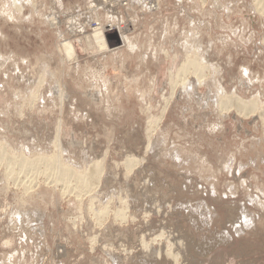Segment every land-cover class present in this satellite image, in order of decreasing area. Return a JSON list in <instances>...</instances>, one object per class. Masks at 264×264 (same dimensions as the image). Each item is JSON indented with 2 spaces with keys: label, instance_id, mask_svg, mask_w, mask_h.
I'll list each match as a JSON object with an SVG mask.
<instances>
[{
  "label": "rangeland",
  "instance_id": "1",
  "mask_svg": "<svg viewBox=\"0 0 264 264\" xmlns=\"http://www.w3.org/2000/svg\"><path fill=\"white\" fill-rule=\"evenodd\" d=\"M0 264H264V0H0Z\"/></svg>",
  "mask_w": 264,
  "mask_h": 264
},
{
  "label": "bare ground",
  "instance_id": "2",
  "mask_svg": "<svg viewBox=\"0 0 264 264\" xmlns=\"http://www.w3.org/2000/svg\"><path fill=\"white\" fill-rule=\"evenodd\" d=\"M262 10H263V8H261ZM96 14V13H95ZM95 37H96V41H97V43L96 44H98V48H99V50H105V49H109V47L107 46V43H106V41H105V39H104V36H103V31L102 30H98L96 33H95ZM126 38V37H125ZM126 40V39H125ZM68 43V42H67ZM65 44V50H66V52H67V54L68 55H71V56H73V47H72V45L70 44V43H68V44ZM118 47H114L113 48V50L114 49H117ZM193 49H194V47H193ZM188 52V51H187ZM188 54V53H187ZM192 54H194V57H196V53H194V51H193V53ZM190 55V54H189ZM70 56V57H71ZM189 57V58H188ZM198 57V56H197ZM196 57V58H197ZM187 61H188V64H190V66H192V65H194L195 64V66H193V67H196V70H201V68L203 67L204 68V66H202L203 64H202V62L201 63H198L199 61H197L195 58H193V57H190V56H187ZM198 59V58H197ZM199 60V59H198ZM192 64V65H191ZM202 64V65H201ZM207 65V64H206ZM205 67H208V66H205ZM195 70V69H194ZM203 70V69H202ZM2 159V158H1ZM48 162V161H47ZM47 162H45V163H47ZM22 163H23V161H22ZM22 163H21V165H22ZM24 164V163H23ZM25 165V164H24ZM23 165V166H24ZM42 165V164H41ZM43 165H45V164H43ZM42 165V166H43ZM23 166H22V168H23ZM25 167H26V169L28 170V171H36V172H41L42 171V168H41V166H26L25 165ZM60 171L62 172V173H66L67 171H70V169H69V167L67 168V167H65V166H61V168H60ZM33 173H35V172H33ZM74 173V172H73ZM76 174V173H75ZM75 191V190H74ZM82 191V190H81ZM79 193V192H78ZM83 193V192H82ZM77 195V194H76ZM79 195H80V193H79ZM77 198V197H76ZM101 212V211H100ZM99 213V212H98ZM61 250V249H60ZM169 253V252H168ZM167 253V254H168ZM168 255H170V254H168ZM173 255V254H172ZM174 256H175V254H174ZM173 256V257H174ZM178 256V255H177ZM174 258H177V257H174Z\"/></svg>",
  "mask_w": 264,
  "mask_h": 264
}]
</instances>
